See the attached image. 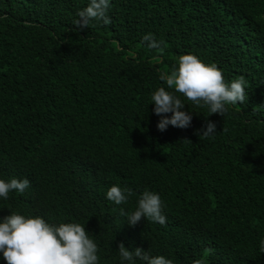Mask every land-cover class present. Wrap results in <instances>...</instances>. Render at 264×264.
<instances>
[{"label": "trees", "instance_id": "obj_1", "mask_svg": "<svg viewBox=\"0 0 264 264\" xmlns=\"http://www.w3.org/2000/svg\"><path fill=\"white\" fill-rule=\"evenodd\" d=\"M88 4L0 0V179L30 181L0 198V222L80 223L98 264H121V242L173 264H264V0H110L111 23L80 31ZM186 54L228 83L243 76L248 99L209 116L176 93L191 126L161 132L151 96L174 91L159 75ZM208 121L217 132L199 138ZM114 185L134 195L116 205ZM146 190L161 196L164 225L127 222Z\"/></svg>", "mask_w": 264, "mask_h": 264}, {"label": "clouds", "instance_id": "obj_2", "mask_svg": "<svg viewBox=\"0 0 264 264\" xmlns=\"http://www.w3.org/2000/svg\"><path fill=\"white\" fill-rule=\"evenodd\" d=\"M110 0H89L86 8L79 11V19L73 24L80 31L87 29L95 21L108 25ZM150 49L163 51L164 41H157L152 34L143 37ZM159 79L168 89L161 86L152 93L154 113L161 119L157 124L159 131L164 132L171 125L180 129L191 126L192 115L182 111L185 104L176 95L181 94L192 104L206 107L210 113L224 116L228 105L243 104L248 99L246 80L240 76L230 83L226 82L222 71L216 64H205L196 55L186 54L178 58V67L170 73L162 72ZM171 113L169 117L167 114ZM217 132L215 122L208 121L206 127L197 131L196 135L203 138L213 136ZM188 141V140H185ZM30 181L0 179V198L7 200L11 192L21 194L29 188ZM134 193L129 188L118 185L111 186L106 198L116 205L125 204ZM161 196L152 191H144L138 200L136 210L128 214L127 222L135 226L142 218L147 221L164 225L166 216L163 214ZM261 252H264V241L261 242ZM0 253L7 264H98V245L90 237L85 226L80 223L51 224L44 218L25 217L11 212L0 222ZM118 254L121 264H136L137 258L144 264H173L164 256H150L149 251L141 248L129 250L124 243L119 244ZM193 264H203L202 259H196Z\"/></svg>", "mask_w": 264, "mask_h": 264}]
</instances>
